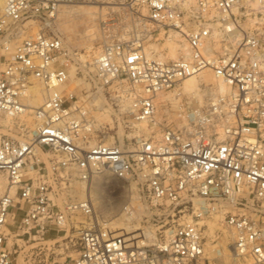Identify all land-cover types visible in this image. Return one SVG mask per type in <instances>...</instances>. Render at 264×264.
<instances>
[{
  "label": "built area",
  "instance_id": "obj_1",
  "mask_svg": "<svg viewBox=\"0 0 264 264\" xmlns=\"http://www.w3.org/2000/svg\"><path fill=\"white\" fill-rule=\"evenodd\" d=\"M67 2L4 0L0 12V47L10 52L0 65V126L9 132H0V264H13L16 240L73 228L77 257L51 264H215L205 258L202 222L221 211L236 258L264 264V0H131L184 40L181 54L164 60L141 35L105 44L92 72L53 30ZM205 70L227 92L201 84L181 103V120L164 122L160 94L181 96V83ZM33 80L43 97L34 109ZM28 113L33 126L10 123ZM127 116L152 130L117 141L113 119ZM106 172L151 205L191 198L194 216L164 241L129 246L95 221L91 195L74 198L78 182ZM16 214L10 246L5 228Z\"/></svg>",
  "mask_w": 264,
  "mask_h": 264
},
{
  "label": "rangeland",
  "instance_id": "obj_2",
  "mask_svg": "<svg viewBox=\"0 0 264 264\" xmlns=\"http://www.w3.org/2000/svg\"><path fill=\"white\" fill-rule=\"evenodd\" d=\"M2 5L3 0H0V12ZM52 27L74 52L78 65L90 72L93 71L95 56L107 43L125 42L145 35L148 37L149 50L164 60L171 59L170 53L175 48H179V56L185 43L174 31L157 29L149 20L146 9L133 4L131 0H68L60 9ZM9 57L10 52L0 47V65H4ZM198 79L200 85L208 84L218 89V81L211 70H205ZM33 83L40 87L36 80ZM191 95L185 90L181 96H177L174 90L160 94L158 102L162 120L179 122L180 105ZM101 101L102 99L99 100ZM96 115L111 121V113L97 112ZM20 122L33 126L32 114L23 115L10 123L16 125ZM112 128L117 141H127L152 130L145 123L129 120V116L123 120L120 118L119 121L114 118ZM0 132L9 134L1 126ZM0 181L5 188V173L0 174ZM75 186L74 198L83 199L91 195L95 207V221L99 220L112 235L125 238L129 246H152L164 241L175 227L194 216L191 198L179 201L162 200L151 205L139 198L134 184L107 172L93 176L87 185L78 182ZM127 205L128 211L125 209ZM243 211L254 215L249 208ZM224 216L222 211L214 212L202 222L207 261L215 264H257L250 258H236L234 234L226 226ZM21 217V214H16L5 228L10 246L17 239L14 233ZM78 220L83 223L85 218L80 217ZM79 238V230L73 228L70 231H52L43 238H32L29 241L16 240L20 247L13 251V264H51L54 260L75 258L80 249ZM204 261L201 260L200 264H204Z\"/></svg>",
  "mask_w": 264,
  "mask_h": 264
},
{
  "label": "bare ground",
  "instance_id": "obj_3",
  "mask_svg": "<svg viewBox=\"0 0 264 264\" xmlns=\"http://www.w3.org/2000/svg\"><path fill=\"white\" fill-rule=\"evenodd\" d=\"M178 49L179 48H175V49H173L171 51V53H170L171 54V59H175V58L178 57V53H177ZM199 75L190 76V77L186 78L181 83V86L183 87V89L186 92H188L189 94H192V95H197L198 94V91H199V88H200V86H199L200 85L199 84L200 79H198ZM217 81H218V89L220 91H222V92H227L228 86L225 83H223L222 81H220V80H217ZM36 88L37 89L34 90V93H33V95L30 98V106L32 107V109L41 106L42 103H43V97H42L41 91L38 90L39 87H36ZM2 184H3L2 181H0V193H3L4 189H5ZM86 193L88 195V189H87Z\"/></svg>",
  "mask_w": 264,
  "mask_h": 264
}]
</instances>
